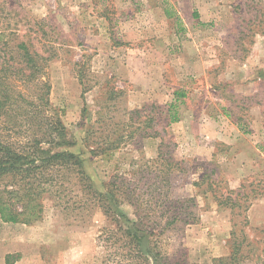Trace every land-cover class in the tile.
I'll return each instance as SVG.
<instances>
[{
  "label": "rangeland",
  "instance_id": "obj_1",
  "mask_svg": "<svg viewBox=\"0 0 264 264\" xmlns=\"http://www.w3.org/2000/svg\"><path fill=\"white\" fill-rule=\"evenodd\" d=\"M0 38L51 58L69 150L102 194L112 182L127 191L112 206L116 223L101 203L73 204L76 179L73 195L45 200L41 221L0 219V264H101L115 251L102 232L128 220L155 229L165 264H215L244 235L242 264H264V195L241 216L215 200L264 182V0H0Z\"/></svg>",
  "mask_w": 264,
  "mask_h": 264
},
{
  "label": "trees",
  "instance_id": "obj_2",
  "mask_svg": "<svg viewBox=\"0 0 264 264\" xmlns=\"http://www.w3.org/2000/svg\"><path fill=\"white\" fill-rule=\"evenodd\" d=\"M165 12L168 18L174 17L171 11ZM1 42V221L25 225L41 221L45 212V200L51 198L54 202H60L70 194L73 195L71 182L76 179L83 194L73 204L87 208L93 202L101 203L105 212L110 214L115 223L118 222L115 219L121 213H116L113 208L120 202L119 195L120 192L122 194L124 185L122 187L112 182L113 188L110 187L107 194H102L85 172L83 160L69 150L74 146V141L51 102L52 86L47 78L51 58L33 51L25 41L18 42L15 47L11 46V41ZM259 77L264 78V73H260ZM184 96L183 93L179 96L176 92L175 98ZM92 153L96 154L95 151ZM169 170H166L167 178L162 180L166 185L169 184ZM263 183H243L237 191L215 196V200L219 206L229 207L232 215L241 216L247 213L252 201L264 195L260 192L264 190ZM126 192L123 191L124 194ZM77 197L79 195L73 198ZM106 202L110 205H104ZM178 218H168L161 233ZM128 221L125 227L119 225L118 229L102 232L101 236L111 233L104 241H113L109 248H115V251L103 258L101 264H165L166 258L158 250L157 241L155 242L158 235L155 229L146 227L142 220ZM247 222L245 220V224ZM232 235L236 236L235 231ZM242 237L241 240L237 237L234 239L230 256L214 260L215 264H242L244 256L241 255V247L247 241L246 235ZM11 258L12 255L6 256V264H12Z\"/></svg>",
  "mask_w": 264,
  "mask_h": 264
},
{
  "label": "crops",
  "instance_id": "obj_3",
  "mask_svg": "<svg viewBox=\"0 0 264 264\" xmlns=\"http://www.w3.org/2000/svg\"><path fill=\"white\" fill-rule=\"evenodd\" d=\"M196 9H198V7H196ZM196 9H194V11H192L193 18H194L195 16H196V17H200V16H199V13H200L201 11H200L199 9H198L199 11L196 10ZM164 13L166 14V12H164ZM165 14H164V15H165ZM178 14H180V13L178 12ZM165 16H166V18H168L167 15H165ZM181 18L183 19V17H181ZM199 19H200V18H199ZM200 20H202V19H200ZM183 21H184V23H185L186 26L192 22V20L190 21V19H188V22H189L188 24H187V19H186V20L183 19ZM128 72H130V74H128L129 81H130L132 84H134V85L137 84V82H136L137 78H136V76H135L136 73H134V72L131 71L130 69H128ZM119 75H121V72H120ZM123 78H125V79L127 78V77H126V73L123 75ZM146 78H147V77H146ZM199 83H200V81H199ZM199 83H198V84H199ZM161 86H162V85H161ZM189 86H190V85H189ZM189 86H188L187 88H189ZM176 87H177V86H176ZM149 90H150V89H149ZM144 91H145V89H144ZM147 92H148V91H146L145 93H147ZM203 94H204V93H203ZM203 94H201L202 98H203V96H204ZM185 95H186V97L189 98V100H191L190 98H194V97H192V96H193V92H188V93L185 92ZM198 97L201 98V97H200V94L198 95ZM197 107H198V106H196V105H194V104H193V106L189 107V108L191 109V111L194 112V115L196 114V111H195V110L197 109ZM195 119H196V116H195ZM190 120H191L190 123H189L190 126H189L188 129H186V132H185V133H186L187 137L189 136L190 138L193 139V135H194V133H195V132H198V131H197V127H196V126H197V121L194 120L193 118H190ZM182 123H184V121H182ZM210 123H212V121H211ZM177 126H178V128H182V125H180V124H178ZM177 126H176V127H177ZM202 126H204V125H202ZM202 126H201V127H202ZM201 127H199L198 129L200 130ZM211 127H212V126H211ZM211 127H209V128H211ZM212 128H215V127H212ZM213 130H214V129H213ZM194 136H195V135H194ZM213 136H214L213 138H217V137L221 136V134H219V133H218L217 135H214V134H213ZM193 146H194L195 148H197V145H193ZM245 153H246V152H245ZM245 156H246V155H245ZM246 159H247V161H246L247 164H249V165L251 164V165H252V158L249 156V154H247ZM247 166H248V165H247Z\"/></svg>",
  "mask_w": 264,
  "mask_h": 264
}]
</instances>
